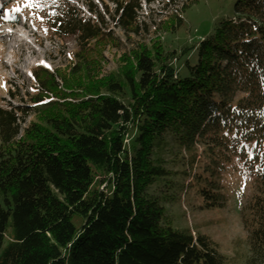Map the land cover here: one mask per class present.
Returning a JSON list of instances; mask_svg holds the SVG:
<instances>
[{
  "label": "trees",
  "instance_id": "obj_1",
  "mask_svg": "<svg viewBox=\"0 0 264 264\" xmlns=\"http://www.w3.org/2000/svg\"><path fill=\"white\" fill-rule=\"evenodd\" d=\"M202 1L163 10L148 41L136 39L138 0H109L112 12L102 1L113 34L92 1L96 19L50 4L44 30L75 49L64 66L32 70L30 106L0 104V264H234L175 227L166 203L180 184L222 207L221 184L199 169L235 158L255 177L244 264H264V0H221L222 17L191 39L184 15ZM106 51L119 53L112 69Z\"/></svg>",
  "mask_w": 264,
  "mask_h": 264
},
{
  "label": "rangeland",
  "instance_id": "obj_2",
  "mask_svg": "<svg viewBox=\"0 0 264 264\" xmlns=\"http://www.w3.org/2000/svg\"><path fill=\"white\" fill-rule=\"evenodd\" d=\"M25 1L0 0V5L5 4L6 8H9L5 10L0 7V16L4 17V20H0V104L4 108L30 106L25 95L33 92L35 79L34 76L30 78L29 70H33L36 66H43L48 70L64 66L75 49L74 40L67 39L60 44L44 30L42 24L45 21L43 20L45 12L50 13V4L55 0H39L38 8H34L36 12L31 13V16V10L16 16L15 9L21 10L22 2ZM90 1L97 6V11L104 15L105 30L110 31L111 34L119 33L115 21L106 14L102 2H108V9L112 12L115 6L109 0H67L88 17L96 19V16L87 10L86 4ZM182 2L184 0H178L174 3L179 4L175 5L171 0H138L140 17L136 39L138 41L151 39L156 28L155 24L161 19L159 15L163 10L166 13L178 11L183 5ZM27 6L30 7V4ZM222 13L221 0L202 1L185 12L183 32L194 39L203 33L208 23L221 18ZM118 55L117 52H105L106 69L116 66ZM253 148L254 143L246 144L249 156L252 155ZM71 163L78 167H89L88 163L81 159L72 160ZM199 170L207 181L221 184V192L226 197L224 205L208 208L201 194L197 192V186L184 189L179 184L175 198L166 203L168 214L173 218L175 227H190L195 233L209 236L218 245L221 255L233 259L234 264H244L246 257L249 256V234L244 230L242 215L255 190L254 174L239 158H235L225 170H206L205 167ZM204 184L207 185V182Z\"/></svg>",
  "mask_w": 264,
  "mask_h": 264
},
{
  "label": "snow or ice",
  "instance_id": "obj_3",
  "mask_svg": "<svg viewBox=\"0 0 264 264\" xmlns=\"http://www.w3.org/2000/svg\"><path fill=\"white\" fill-rule=\"evenodd\" d=\"M0 7H3V5H0ZM15 11L19 12L20 9L19 8H16Z\"/></svg>",
  "mask_w": 264,
  "mask_h": 264
},
{
  "label": "bare ground",
  "instance_id": "obj_4",
  "mask_svg": "<svg viewBox=\"0 0 264 264\" xmlns=\"http://www.w3.org/2000/svg\"><path fill=\"white\" fill-rule=\"evenodd\" d=\"M0 4H1V2H0Z\"/></svg>",
  "mask_w": 264,
  "mask_h": 264
}]
</instances>
